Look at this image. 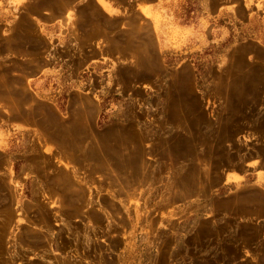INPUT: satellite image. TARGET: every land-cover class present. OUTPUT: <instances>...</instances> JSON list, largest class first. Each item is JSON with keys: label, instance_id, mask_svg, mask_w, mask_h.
I'll return each instance as SVG.
<instances>
[{"label": "rangeland", "instance_id": "rangeland-1", "mask_svg": "<svg viewBox=\"0 0 264 264\" xmlns=\"http://www.w3.org/2000/svg\"><path fill=\"white\" fill-rule=\"evenodd\" d=\"M262 10L0 0V264H264Z\"/></svg>", "mask_w": 264, "mask_h": 264}, {"label": "crops", "instance_id": "crops-1", "mask_svg": "<svg viewBox=\"0 0 264 264\" xmlns=\"http://www.w3.org/2000/svg\"><path fill=\"white\" fill-rule=\"evenodd\" d=\"M102 7H103V9L107 12V13H110V12H112L113 14L114 13H116V11H110V10H107L103 5H101ZM141 7H143V6H141ZM114 8V7H113ZM110 11V12H109ZM261 18H262V20L264 21V10H262V15H261Z\"/></svg>", "mask_w": 264, "mask_h": 264}, {"label": "bare ground", "instance_id": "bare-ground-1", "mask_svg": "<svg viewBox=\"0 0 264 264\" xmlns=\"http://www.w3.org/2000/svg\"><path fill=\"white\" fill-rule=\"evenodd\" d=\"M3 98V97H2ZM68 130V129H67ZM215 145V144H214ZM215 147V146H214ZM216 177V176H215ZM250 193V192H249ZM242 199V198H241Z\"/></svg>", "mask_w": 264, "mask_h": 264}]
</instances>
